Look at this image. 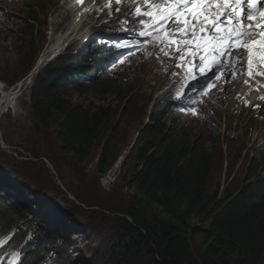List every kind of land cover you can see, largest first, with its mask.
<instances>
[{"label":"rangeland","instance_id":"374dc122","mask_svg":"<svg viewBox=\"0 0 264 264\" xmlns=\"http://www.w3.org/2000/svg\"><path fill=\"white\" fill-rule=\"evenodd\" d=\"M69 2L72 1L0 0V9H2L0 11V84L3 88L14 86L17 81L23 80L30 73L33 68L29 71L25 63L26 59H30L37 52L39 55L34 62L35 66L41 54L48 46L54 44L58 35H67L72 23L75 26L81 19L87 18V12H84L85 17L78 19L71 15L68 22L64 13L72 7ZM101 11L98 6L97 13L93 15L94 20L84 22L79 31L73 35L75 38L69 42L62 40V43L68 44L86 35L83 42H78L76 48L75 44L69 48L64 45L63 50V46L59 47L62 51L58 55H67L68 50L75 48L71 55L76 61L73 60L71 69L79 74L86 71L81 67L92 66L86 58L90 53L88 49L103 43V39L96 35V32H103V36L110 40L120 39L121 36L128 35L126 29L132 28V24L136 21L134 17L127 28L113 30V27L104 24L103 17H99L98 14L101 15L103 12ZM30 14L38 16L39 20L34 24L36 31L33 37L28 27ZM67 22L68 24L62 25ZM59 23L60 26L56 25ZM162 26L165 30L174 29V27ZM133 46L111 49L109 52L112 58L107 69L113 74L121 72L119 75L129 73L135 75L140 79L147 96L152 95L153 102L163 98H172L175 101L184 98L195 102L202 95H197L195 90L189 91L187 96L183 95L189 78L186 72L179 79L175 75L178 69L175 66L178 52L166 49L168 54L165 55L153 38L141 49L131 50ZM118 60L122 62L113 63ZM195 72H199V69L192 70L193 76H196ZM169 73L173 74L169 75ZM219 76L218 80L213 77L216 88L200 103L198 119L217 121L226 132H229L232 141L229 147L225 146V158L223 162H219L215 170L213 185L215 188L216 184L221 182L222 187L227 185L237 189L245 181L253 157L264 162L262 131L264 125L260 123L258 126L259 124L253 121L259 119L256 110L253 119L244 115L238 119L241 106L238 104L235 106L233 96L237 97L238 92H243V87L239 90L235 89L230 95L232 96L230 100L232 104L234 103L231 108L227 102L228 87L223 88L221 85L225 81L236 83L241 79L232 81L223 73ZM241 83L243 86L242 80ZM30 87L31 84L19 91L21 93L19 98L10 102L4 100L5 94L3 91L0 92L1 105L4 106L3 112L0 113V206L11 205L15 209V213L4 221L6 233L0 240V249L16 235L21 237V242L30 243L37 234L55 231V243L51 246L54 251H51V248L45 251V256L42 257L45 258L44 262L52 259L53 264H109L114 259H121L125 260L124 264H153L156 258L149 253L151 250L145 245L141 246L139 242L129 240L128 233L117 223V214L113 210L88 206L76 196L79 194L83 197L96 188L106 207L131 200L135 188L127 186L128 176L121 165L128 154L126 151L131 149L130 144L137 135V128L141 122L139 120L135 123L121 122L118 133L121 141L116 145L124 149L122 154L124 156H120L121 162L118 159L106 176H100L97 170V158H88L83 163H77L70 154L63 153L57 148L50 134L42 133L32 116ZM70 89L68 97L73 102L118 104L117 97L110 92L102 95L93 91L91 87L82 93L73 90L72 87ZM177 93L180 95L178 96ZM192 97L194 98L190 99ZM252 98L253 96L248 102L255 99ZM173 106L174 109L169 117H175L179 112H182L183 120H188L185 117L189 114L192 115L191 117L194 116L191 110L184 111L178 106ZM124 138H127L128 143H122ZM228 150L232 155L228 156ZM125 164L129 167L130 161L127 160ZM38 208L42 214L36 213ZM144 216L146 222L152 223L156 221L154 216L157 215L146 213ZM50 223H53V227H50ZM192 223L194 229L190 230L187 236L197 254V250L204 246L203 234L208 230L209 222L206 219L195 218ZM16 225V230L12 232L10 228ZM19 252L22 251L17 249L10 252L3 264H15L20 259ZM16 253H19L18 257ZM44 262L42 261V264ZM259 264H264V255Z\"/></svg>","mask_w":264,"mask_h":264},{"label":"trees","instance_id":"16d2710c","mask_svg":"<svg viewBox=\"0 0 264 264\" xmlns=\"http://www.w3.org/2000/svg\"><path fill=\"white\" fill-rule=\"evenodd\" d=\"M28 19L33 37L38 16L30 14ZM100 45L90 49L87 60L92 66L81 67L86 69L83 74L71 69L76 59L60 56L37 73L30 87L32 116L42 133L50 134L57 148L77 163L97 158L100 176H106L124 152L116 145L121 122H141L121 165L127 186L135 188L131 200L106 207L96 188L86 197L76 196L88 206L113 210L129 240L151 250L153 264H259L264 255V162L253 157L239 188L222 187L221 182L214 188L213 175L232 141L229 132L217 121L169 117L172 102H153L135 75L113 74L107 69L111 49L100 50ZM38 55L25 60L29 71ZM70 87L79 93L90 87L102 95L110 92L118 104L73 102ZM122 143H128L127 138ZM14 213L13 207H0V231H6L4 221ZM146 213L160 218L154 216L156 221L148 223ZM195 218L209 222L197 254L187 236ZM54 233L44 239L37 236L32 242L36 250L28 246L21 264H41L38 260L45 252L40 249L54 243ZM124 262L114 259L109 264Z\"/></svg>","mask_w":264,"mask_h":264},{"label":"snow or ice","instance_id":"6c2138e0","mask_svg":"<svg viewBox=\"0 0 264 264\" xmlns=\"http://www.w3.org/2000/svg\"><path fill=\"white\" fill-rule=\"evenodd\" d=\"M116 2L119 4L120 0ZM144 2L147 3V0ZM153 8L155 11L143 13L140 7L134 8L135 14H143L154 21L149 31H140L139 35L153 38L165 55L168 54L166 49L179 53L175 66L184 64L189 78L183 93L185 96L192 90L199 95L214 88L216 85L206 73L212 67L224 64L222 57L234 55L233 48L247 51L250 77L253 75L254 57L259 55L260 62L264 63V0H161ZM115 10L119 11V8ZM169 20H174L176 27L165 30L161 22ZM144 23L141 21V24ZM254 32L259 34L260 39H252ZM197 58L199 63H193ZM116 62L122 61L113 63ZM197 68L200 77H204L199 88H196L199 77L192 75V70ZM215 79H220L218 73ZM182 110H191L195 114V108L185 107ZM16 255L18 257L19 253Z\"/></svg>","mask_w":264,"mask_h":264},{"label":"bare ground","instance_id":"6f19581e","mask_svg":"<svg viewBox=\"0 0 264 264\" xmlns=\"http://www.w3.org/2000/svg\"><path fill=\"white\" fill-rule=\"evenodd\" d=\"M71 1L72 2H69V3L72 4V7L70 9L66 10V11H68L67 13H66V11L64 13L65 14L64 16H66L68 18V22H69V19L72 16H73V18L74 17L75 18L78 17V19H81V18L85 17L84 14H83L84 12L86 13V10L83 9V7L85 5L82 6L81 3H85L86 5H88V7H91L94 11H93V13H87V18L86 19H81L82 21L80 20V22L77 25L74 26L73 23H72V25L70 24L71 27H70V30L67 33V35L69 34L68 36L67 35H61V36L58 35V37L55 39L56 41H54V44H52L51 46L47 47V49L41 54L40 60L35 64L34 67H32L33 69L31 68L32 70L30 71V73L31 72L32 73H31L30 76H26L23 80L17 81V83L14 86H12V87H10L8 89L3 88V86L0 84V92L1 91L4 92V94H5L4 100H6L7 102L17 100L19 98V96L21 95L20 92L23 89L27 88L30 84L32 85L34 77L37 75V73L40 70L43 69L44 65L46 66L52 60H55L56 58H58L60 56H72L71 54L74 52V50H75V48L77 46V43L80 42V41L83 42L85 37H86V35H83L82 37H79L78 41H76V39H74V41H71L72 43L70 42L68 44L62 43V40L66 41V42H69L72 38H75L73 35L76 34V31L77 32L79 31V29L84 24V22L94 20L95 17H93V15L95 13H97V8H95V6L101 5L100 8H101V10L103 12L101 11L102 14L100 16L105 19L104 24H106L107 27H113V30H117V29L121 28L120 26H118V24L133 22L134 17L136 16V14L133 12L134 7H136V6H134V7L133 6H129V5L116 6L111 0H71ZM132 1L134 3H137V5H140L139 3L143 2L144 0H132ZM117 7L119 8V11L115 10ZM72 11H74V12L76 11L75 14ZM113 11L118 12L119 14H116ZM71 12H72V14H71ZM77 12H78V14H77ZM129 13H132V14L129 15ZM79 14H82V15L79 16ZM117 21H119V22H117ZM68 22L67 23H62V25L68 24ZM56 25L60 26L61 24L59 23V24H56ZM114 26H116V27H114ZM124 26H122V27H124ZM125 27H127V25ZM170 28H173V27H170ZM126 33H128V31H126ZM74 44H75V48L71 51V53H69L67 55H58L63 50L64 45L65 46L67 45V47L69 48V46H73ZM60 46H63L62 50H60V48H59ZM91 48H93V47L91 46L88 50L90 51ZM69 51L70 50H68V52ZM241 55H243V54H241ZM80 58H81V56H80ZM86 58L88 59V56ZM232 61H233V66L240 67L239 66L240 58H233ZM87 62H88V60H87ZM234 70L235 69H232V72H234ZM36 71H37V73H36ZM73 71L77 75H81V74L77 73L75 70H73ZM257 72H258L257 73L258 76L255 77V82L253 81V76H251V78L248 77V80H247V83H246L245 87H243L242 83H241V80L244 83V77H242V79L237 81L236 83L235 82L234 83H228V81H227V83L224 82V84L221 85V86L223 88L224 87L225 88L228 87V90H227L226 94L228 95L227 99H229V101H227V102L229 103L231 108H233V104H234V103L232 104V100H230V98L232 97V96H230V95H232V92L235 89H237V88H238V90L241 89L242 87L245 88V89L242 88L243 92L240 91L242 93L238 92V96L237 97L233 96V98L235 99L234 100L235 101V106H236V104L241 106V111H240V115L238 116V119H241V117H243V115L247 116V118L250 117L251 119H253L252 116H253V113L256 110L257 111L256 113L259 114V119L258 120H254L253 119V121L256 124H259L258 126H260V123L264 125V96H263L262 93L257 92V90L259 88H261L264 91V80L263 79H259V77H263V73H261L260 71H257ZM30 73H28V74H30ZM251 96H253L252 99H254V98L255 99L253 101H251V102H248V100H251L250 99ZM1 100H2V98H1ZM171 102H172V105H173L176 101L174 100V101H171ZM2 108L4 109V106L2 107L1 101H0V113L3 112ZM0 125H1V123H0ZM262 131H263V135H264V129ZM121 158L122 157H120V160H119L120 162L122 160ZM40 207H42V206H40ZM39 208L36 210V213L38 215L42 214ZM24 225H26V223ZM49 225L51 227H53V223H50ZM58 226H59V224H58Z\"/></svg>","mask_w":264,"mask_h":264},{"label":"clouds","instance_id":"9594fccd","mask_svg":"<svg viewBox=\"0 0 264 264\" xmlns=\"http://www.w3.org/2000/svg\"><path fill=\"white\" fill-rule=\"evenodd\" d=\"M72 12L74 13V11H72ZM98 15L100 17V14H98ZM163 25H168V23L165 21V23ZM105 29H107V28H105ZM102 33L103 32H96L95 33L96 35L101 36V38L103 39V43H102L101 47H97V48L100 49V50H102V49L107 50V49L115 48L114 45H116L115 43H116L117 40L116 39H112V40L107 39L105 36H103ZM150 40H148V44H149ZM241 54L242 53H240L239 55H229V56L222 57V59L225 61V63L222 64V65H216V66L212 67L209 71H207L206 76L208 78H211V82L212 83H214L213 77H215V74H217V73L219 75L221 73H223L224 76L229 77L232 81H236V80L242 79V77H245L244 78V85H243V87H245L246 86V83H247V80H248V77L249 78H251V77L248 74V68H247L248 53L244 52L243 55H241ZM233 58H240V62H239V66L240 67L233 66V61H232ZM186 59H190V58H186ZM193 62L198 64L199 63L198 58L195 59V60H193ZM183 67H184V64H181L179 67H177L178 69H177V72H176L175 75L177 76L178 79L182 77L183 73H185V72L187 73L186 69L183 68ZM232 69H235L234 72H232ZM257 71H260L261 73H263V77H259V79H263L264 80V63H261L260 61L253 60V75L252 76H253V81L254 82H255V77L258 76V74H257L258 72ZM195 73H196V76L199 77V83L196 84V88H199L200 84H202L204 82V77H200L199 72H195ZM186 76H188V73L186 74ZM65 78H67V77H65ZM193 83H195V82H193ZM215 88H216V86L214 88H212V89H208L206 92L201 93L202 95L199 94L200 96L196 99L195 102H193L191 100L187 101L186 99L182 98L180 100H177L173 105L178 106L181 109H183L185 107H187L189 109L195 108V114H194V116L191 117L192 115L189 114L185 118L186 119L199 118L198 115H199V108L201 106L200 103L205 98H207L208 97V93L212 92ZM257 92L262 93L263 96H264V91L261 88H259L257 90ZM193 98L194 97H192V99ZM170 100L171 101H174V100H172V98H170L169 101ZM173 105H172V108L174 107ZM177 116H180V117L184 118V116H183V114L181 112H179V114H177ZM199 120L206 121V120H202V119H199ZM132 146H133V144H132ZM126 152H129V150H127ZM54 243H55V240H54ZM53 244L46 243L45 249L44 248L40 249V252H45L46 251V246L47 245H53ZM34 245L35 244H31V245L26 244V247L28 249H26V247H25V252H29L28 250L31 247H33ZM28 246H31V247L29 248ZM34 250H36V247L35 246H34ZM44 256H45V254H43L42 257H44ZM42 257L39 258L38 262H41L42 261Z\"/></svg>","mask_w":264,"mask_h":264},{"label":"water","instance_id":"95a60500","mask_svg":"<svg viewBox=\"0 0 264 264\" xmlns=\"http://www.w3.org/2000/svg\"><path fill=\"white\" fill-rule=\"evenodd\" d=\"M32 73V72H31ZM31 73L30 74H28L27 76H30L31 75ZM148 121H146V123H147ZM144 127V126H143ZM137 135H138V133H137ZM130 148H132V145H131V147ZM194 229V228H193Z\"/></svg>","mask_w":264,"mask_h":264}]
</instances>
